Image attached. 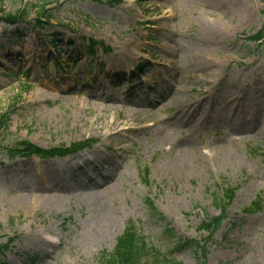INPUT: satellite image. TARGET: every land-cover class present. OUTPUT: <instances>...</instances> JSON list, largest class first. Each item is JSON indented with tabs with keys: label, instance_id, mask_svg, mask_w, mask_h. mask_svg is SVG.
<instances>
[{
	"label": "rangeland",
	"instance_id": "374dc122",
	"mask_svg": "<svg viewBox=\"0 0 264 264\" xmlns=\"http://www.w3.org/2000/svg\"><path fill=\"white\" fill-rule=\"evenodd\" d=\"M261 26L264 0H0V244L16 237L3 260L97 264L132 224L158 251L148 264H264V36L249 38ZM90 38L109 50L89 53ZM53 51L77 60L70 72ZM23 139L93 141L12 158ZM220 185L235 194L210 234L198 226L220 213ZM185 237L205 252L174 250Z\"/></svg>",
	"mask_w": 264,
	"mask_h": 264
},
{
	"label": "trees",
	"instance_id": "16d2710c",
	"mask_svg": "<svg viewBox=\"0 0 264 264\" xmlns=\"http://www.w3.org/2000/svg\"><path fill=\"white\" fill-rule=\"evenodd\" d=\"M43 10V9H42ZM44 11V10H43ZM43 11H41L43 13ZM15 12V13H5L3 19L8 23H15L18 20L24 18V13ZM38 24L41 23V20H37ZM263 28L258 30L256 34L252 35V38L258 39L262 36ZM55 40L53 39L52 42ZM94 43L90 44V49L92 50ZM19 154H32L35 153L42 157L50 156L54 153H62L63 151L57 148L44 149L28 141H20L15 148L12 149ZM155 217L164 222V232L168 235L172 234V228L167 226L168 221L165 220V217L150 204ZM219 220V217H211L208 220L204 221L201 225V228L209 229L213 224H216ZM200 245L195 239L184 238L178 240L174 245V249L186 248V247H195ZM153 248L143 240V237H138L134 232L125 231L121 236L118 237L115 247L110 250L108 253H102V256L99 257L97 264H148L147 255H153ZM2 249L0 248V253ZM153 259H157L154 256ZM4 264V263H2ZM32 264V263H25Z\"/></svg>",
	"mask_w": 264,
	"mask_h": 264
},
{
	"label": "bare ground",
	"instance_id": "6f19581e",
	"mask_svg": "<svg viewBox=\"0 0 264 264\" xmlns=\"http://www.w3.org/2000/svg\"><path fill=\"white\" fill-rule=\"evenodd\" d=\"M40 195L43 197V196H47L48 194L47 193H40Z\"/></svg>",
	"mask_w": 264,
	"mask_h": 264
}]
</instances>
